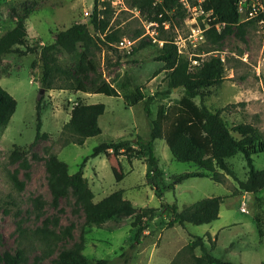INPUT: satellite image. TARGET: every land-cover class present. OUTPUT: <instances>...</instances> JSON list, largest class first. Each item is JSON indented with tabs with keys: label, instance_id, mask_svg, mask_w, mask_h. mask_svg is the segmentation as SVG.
Here are the masks:
<instances>
[{
	"label": "rangeland",
	"instance_id": "rangeland-1",
	"mask_svg": "<svg viewBox=\"0 0 264 264\" xmlns=\"http://www.w3.org/2000/svg\"><path fill=\"white\" fill-rule=\"evenodd\" d=\"M99 0V8L107 5ZM110 3L113 27H124L123 44L114 43V49L102 44L97 51L99 69L104 77L119 87L140 86L147 97L152 96L153 116L160 103H172L179 98L183 89L170 88L164 63L156 59L158 47L164 37L173 38L181 53L190 59L204 58L210 54L224 60V79L221 83L204 88V96L196 101L212 110H220L230 126L248 122L263 132L264 139V28L255 22L249 23L244 35L238 30L228 33L220 42H213L201 29L210 23L209 12L195 11L200 0H181L186 8L185 16L177 15L174 22L159 23L148 20L147 14L131 5V0H105ZM95 0H0V36L12 28L27 7H30L26 25L29 45L48 44L56 34L74 21L90 23V14ZM222 29V27L220 26ZM138 29L142 35L135 37ZM147 41L144 47L134 49L140 39ZM25 48V46H20ZM39 48L20 52H7L0 58V84L17 100V107L6 127L0 128V254L14 251L20 240L19 222L29 232L27 244L32 243V231L42 226L49 218V227L61 229L74 223L73 237L59 243L55 253L45 259L49 264L63 244L72 245L83 239L84 254L89 258H106L111 264H170L176 253L194 236L211 239L216 245L211 252L239 264H259L264 261V188L259 192L233 194L237 181L230 175L225 183L207 176L189 177L175 182L174 175L192 171L196 164L177 160L162 138L154 140V153L164 176L155 186L148 183L147 172L151 165L147 154L142 153L131 161L125 154L115 156L112 150L93 156L96 145L103 141L131 139L137 150L147 149L150 138V118L144 111V102L128 106L123 96L89 93L69 89H46L40 80L42 60ZM134 50V51H133ZM62 61L68 56L61 54ZM196 63V62H193ZM126 87V86H125ZM41 88L44 92L40 93ZM43 98L42 131L48 132L31 147L37 132V102ZM104 103L105 112L99 117L102 132L90 136L83 144L64 145L61 139L64 124L70 119L76 101ZM234 134L239 137L237 132ZM139 136L143 138L137 143ZM15 147L26 149L30 168H23L12 161L10 154ZM48 151L55 152L68 163L69 172L78 171L84 163L83 173L99 201L116 189L125 190V197L141 207H156L157 214L148 228L135 239L134 217L119 220L108 219L103 227L85 226V214L76 204L70 192L61 198L58 205L52 202L45 159ZM239 178L246 176L247 167L238 154L230 159ZM256 168H264V152L254 155ZM17 171L18 178L25 182L19 190L11 180ZM29 173V174H27ZM213 195L226 196L221 203L220 215L216 220L203 223H175L169 225L171 213L165 205L176 203L179 209L199 199ZM41 196L45 201L42 210H37L32 199ZM245 204L248 212L241 209ZM40 211V212H39ZM59 217V224L53 222ZM125 250V255H122ZM37 252L40 249L37 248ZM200 249H196L199 253ZM36 253L33 252L31 257Z\"/></svg>",
	"mask_w": 264,
	"mask_h": 264
},
{
	"label": "trees",
	"instance_id": "trees-1",
	"mask_svg": "<svg viewBox=\"0 0 264 264\" xmlns=\"http://www.w3.org/2000/svg\"><path fill=\"white\" fill-rule=\"evenodd\" d=\"M99 0L90 14V23L79 20L71 23L67 28L56 34L53 42L48 44L29 45L27 43L26 19L30 7L18 16L16 24L0 36V58L7 52H20L22 54L39 48L42 60V74L40 80L46 89H69L89 93H104L106 95L123 96L128 106H133L140 101L144 102V111L150 118L151 132L147 140L146 150H137L132 145L131 139L118 141H103L94 147L92 155H99L106 150H112L115 156L125 154L131 161L135 157L146 153L151 165L147 172L148 183L157 185L159 178L164 176V171L159 165V158L154 153V140L164 139L170 147L173 156L180 161H188L196 164L197 168L174 175L175 182L195 177L207 176L217 182L225 183L226 177L231 176L237 184L232 187L233 194L242 192L257 193L264 188V168H256L254 155L264 152L263 132L252 123L240 122L230 126L222 116L220 110H212L206 104L196 101L198 95L204 96V88L219 84L224 79V60L221 56L210 54L204 58H198L197 63L184 56L178 44L173 38L164 37V42L158 47L156 59L164 63L167 70L168 84L170 88L181 87L182 95L172 103H160L153 116L151 108L152 96L146 95L140 86L129 87L125 85L122 92L119 87L104 77L99 69L97 51L102 44L114 49V43L122 40L124 27H113L111 22V8L108 1H103L104 8H99ZM131 5L147 14L148 20L159 23H173L179 14L185 16L186 8L181 0H131ZM202 6L207 11H212L215 22H223L221 30L215 25L205 30L207 38L213 42L222 41L225 36L238 30L242 36L247 31L249 23L254 20L241 21L237 9V0H203ZM142 30L138 29L135 37L141 36ZM147 41L140 39V43L134 49L144 47ZM25 46L21 48L20 46ZM134 51V50H133ZM68 56L66 62L62 61L61 54ZM43 98L37 102V132L33 147L41 138H47L48 132L42 131ZM17 107L16 98L0 84V128L6 127ZM105 112L104 103H89L83 100L75 102L71 109L70 119L64 124L61 139L64 145L75 143L83 144L90 136L102 132L99 117ZM234 132L240 136L237 137ZM137 143L143 138L139 136ZM238 154L247 167L246 176L239 178L232 166L230 159ZM12 161L19 162L25 168H30V162L26 156V149L15 147L10 154ZM48 172V183L52 194V202L58 205L61 198L68 196L70 192L76 198V204L82 208L85 214V226L103 227L108 219L119 220L124 217H134L132 226L136 227L135 239L148 228L150 221L156 216V207H141L125 197V190L116 189L99 201H95L87 177L84 176L83 167L74 173L69 172L68 163L61 159L55 152L48 151L45 159ZM29 174V173H27ZM13 184L22 190L25 182L20 180L17 171L11 173ZM224 195H213L199 199L179 209L176 203L167 204L165 208L172 215L169 225L179 223L203 224L209 223L220 215V207ZM37 210H42L45 201L41 196L32 199ZM40 212V211H39ZM56 216L53 222L59 224ZM49 218L45 219L42 226L32 231V243L29 248L26 243L29 232L19 222L18 228L20 240L17 248L0 254V264H45L59 246V243L73 237L74 223L61 229L49 227ZM217 238V237H216ZM216 238L211 239L194 235L174 256L170 264H239L232 260L215 256L211 249L216 245ZM209 242L212 246H207ZM37 248L40 252H37ZM199 248L200 252L196 253ZM83 239L72 245L63 244L56 257L49 264H111L106 258H89L83 252ZM36 253L31 257L33 252ZM122 250V255H125ZM129 257L124 261L127 264ZM259 264H264L261 261Z\"/></svg>",
	"mask_w": 264,
	"mask_h": 264
},
{
	"label": "built area",
	"instance_id": "built-area-1",
	"mask_svg": "<svg viewBox=\"0 0 264 264\" xmlns=\"http://www.w3.org/2000/svg\"><path fill=\"white\" fill-rule=\"evenodd\" d=\"M202 1L203 0H200V3L193 6L195 11H200L201 13L209 12L208 14L210 17V23L206 27L201 29L199 35L201 38H203L205 30L210 26L215 25L218 30H221L220 26H224L223 22L212 23L213 20H215V16H212V11H207L203 8ZM237 9L240 13L241 21L254 20L256 24H258L261 28H264V0H237ZM120 43L123 44L125 42L123 40H120ZM179 51H181L180 47ZM192 61L197 63L198 59L195 58V60L193 59ZM241 209L246 212L249 211L244 203L242 204Z\"/></svg>",
	"mask_w": 264,
	"mask_h": 264
},
{
	"label": "water",
	"instance_id": "water-1",
	"mask_svg": "<svg viewBox=\"0 0 264 264\" xmlns=\"http://www.w3.org/2000/svg\"><path fill=\"white\" fill-rule=\"evenodd\" d=\"M42 92H44V88H41V91H40V93H42Z\"/></svg>",
	"mask_w": 264,
	"mask_h": 264
}]
</instances>
